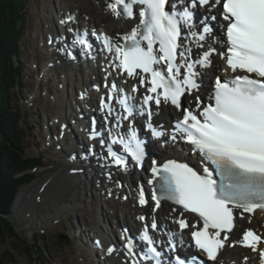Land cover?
<instances>
[{
	"label": "snow or ice",
	"instance_id": "snow-or-ice-1",
	"mask_svg": "<svg viewBox=\"0 0 264 264\" xmlns=\"http://www.w3.org/2000/svg\"><path fill=\"white\" fill-rule=\"evenodd\" d=\"M197 6L206 7L209 12L217 9L224 46L220 51L209 46L192 60L191 48L182 43V35L190 36L198 48H203L202 42L212 31L208 21L217 20V15L205 16L200 31H192L196 27L193 10ZM109 8L118 17H139V22L122 36V42L118 40L113 45L111 37H103L108 51L118 61L117 67L128 76L138 78L141 84H150L147 88L150 94L143 100L145 105L154 102L159 106L163 100L182 109L171 139L179 135L194 145L205 161L215 165L219 180L213 178V171L207 167L198 172L176 160L160 165L154 160L153 180L149 181L158 185L160 193L152 192L155 206H160L161 198L180 206L183 211L175 222L181 230H190L194 247L200 253L215 260L228 239L221 234L230 232L235 226L234 210L241 209V215L256 209L264 211V0H112ZM182 29L187 31L182 33ZM74 43L83 46L85 51L91 47L80 35ZM214 53L225 59V72L239 74L224 81L217 77L215 92L202 107L203 102L196 97L195 108H182L181 97L199 87L197 65H210ZM112 88L115 90L116 85ZM119 103L127 116L118 119L131 117L133 107L128 97H122ZM103 107L111 112L110 105L103 104ZM142 111L149 117L147 127L151 134L157 138L165 135L150 122L151 108ZM96 135L94 131L92 138ZM117 142L137 162L143 160L144 142L134 127H129L126 138L122 136L111 143ZM107 154L117 166H126L124 156L113 151L111 144ZM139 203H147L143 187ZM184 211L196 214L197 223L190 225ZM149 228H157L155 221L146 225L141 234L146 247L144 259L162 264V252L157 249ZM236 243L259 251L261 264H264V248L258 247L264 244V234L248 229ZM127 247L133 248L131 239ZM174 249V244L169 246V251ZM174 260L175 264H196V257L188 259L177 255Z\"/></svg>",
	"mask_w": 264,
	"mask_h": 264
},
{
	"label": "bare ground",
	"instance_id": "bare-ground-1",
	"mask_svg": "<svg viewBox=\"0 0 264 264\" xmlns=\"http://www.w3.org/2000/svg\"><path fill=\"white\" fill-rule=\"evenodd\" d=\"M62 2L59 6L60 10L57 9L56 14L58 13L60 15V19L63 20V24L68 29L73 28L76 24L81 25L86 17L85 15H90V23L101 28L116 39L126 32H129L136 21V18L130 20L123 17V15L119 17L114 15L109 8V4L112 3V0H64ZM69 17H72V19H69ZM65 20H67V22ZM52 34V37L47 41L50 45V51L48 53L50 61H48L45 72L56 74L58 82L63 88L65 82L68 83L73 80L75 72L82 75V81L79 82L80 84L78 87L85 95L87 94V97L84 102H81L78 98H76L75 101L78 105L80 103H88L92 109L93 105H95L93 99L95 93L88 94V83L93 80L91 76L96 78L99 77L100 70L98 69V65L92 61L88 63L79 62V54L74 58L80 64L75 62L72 57V59H69L66 53H70V47L66 45L71 33L62 29L57 30L56 28ZM213 59L214 63L207 67V71L210 70L223 74H228L230 72V70L225 72V59L222 60L220 56H215ZM104 67H106L110 78L114 77L122 85L128 83V80L122 77L124 75L115 73L114 60H112V57L108 54L106 55ZM202 84L205 85L203 78ZM207 85L205 88L199 87L198 94L201 95L206 93L207 90L210 89ZM141 92H143L142 89L139 90V94ZM65 97L67 98V95ZM193 97L189 98L190 103ZM59 103L61 108L64 109L66 106V99L62 96ZM191 104L195 106L196 102H192ZM81 112L82 110L76 112V114H80ZM168 114H170V108L167 105H163L162 115L167 117ZM86 120L85 125L89 122L87 118ZM59 121L61 125L64 124L67 127V121H65L63 116L59 117ZM82 129L84 130L83 126ZM68 136L71 137V141L68 143L70 149L65 151V157L63 160H60L55 172L50 174L44 182L42 180L38 184L35 190L36 192L34 191V200L37 204H43V202L49 203L50 201H45V197L43 198V196H47L48 194L50 200L56 206L59 204L58 200L62 196L67 195L70 198V202L60 206V209L55 210L57 213H65L78 206L84 207L90 212L93 220L92 222L95 226L94 231H92V236L94 233L93 237L99 235L103 237L104 246H102L101 254L100 247L97 246L92 237L91 240L90 237L81 240L90 245L95 263L129 264L131 262V259L126 258L121 248H119V240L114 234L117 229L113 226L114 223L116 226L118 225L119 228L123 229L125 225L126 227L128 226L127 223L130 218V220L132 219L133 223L138 226L141 220L139 217L146 214L148 216H163L165 219L167 218V225H169L170 228L174 226L176 229L179 228V225L175 222L178 219L179 212L173 207L164 205L163 209L159 212L152 211L151 207H139L137 198L134 196L133 188L138 181H140V170H136L132 175L125 172L119 173L111 168L113 166L112 164H108L104 161L105 154L102 153L103 145L101 143H96L94 141L82 143L80 138L77 140L76 133L73 134V132H69L68 130L58 137L62 141H66ZM73 157L75 158L73 159ZM108 172L112 173L111 177L107 176ZM146 173L149 174L148 169ZM146 173H144V175H146ZM49 185L50 189L47 191ZM126 195L128 196L127 199H125ZM23 198H25V193H20L17 203L19 204ZM104 213L109 215V217L106 216L107 218L105 219L103 217ZM120 214H122L121 217ZM246 227H258L264 230V214L255 212L254 214L245 215L244 218L239 219L238 225L233 231L231 238L238 242L241 232ZM110 244H113L112 251L108 250ZM223 259L227 264L260 263L259 251L243 248L239 243H236L234 249L227 246L223 253Z\"/></svg>",
	"mask_w": 264,
	"mask_h": 264
},
{
	"label": "rangeland",
	"instance_id": "rangeland-1",
	"mask_svg": "<svg viewBox=\"0 0 264 264\" xmlns=\"http://www.w3.org/2000/svg\"><path fill=\"white\" fill-rule=\"evenodd\" d=\"M62 1L64 0H28L27 13L23 15L25 24L20 44L21 56H17L24 70L20 80L23 91L19 90L20 93L13 95L12 100L20 103L22 121L27 131L25 144L28 151L43 158V164L29 169L35 174V179L27 182L28 184L16 193L11 215L9 214L16 227V233L13 236H0V264H102L95 263L90 245L81 240L88 237L91 240L92 231L95 229L90 212L86 208L78 206L65 213H57L55 210L70 202L67 195L62 196L56 206L48 194L43 198L50 201L49 203L37 204L34 200V191L38 184L55 172L60 160L65 157V151L70 149L65 141L58 138L63 132L59 117H67L70 125L71 116L77 107L74 98H77L80 83L76 75L72 81L65 82L63 88L56 74L45 72L50 61V45L47 41L51 33H54L53 22L56 24L60 18L56 11L60 10ZM85 16V19L90 18V15ZM62 96L66 99L64 109L59 103ZM76 112H79V109ZM49 189L50 185L47 191ZM20 193H25V198L18 204ZM106 216L109 217L104 213L105 219ZM128 222V226L132 228L129 219ZM63 233L67 242H62L57 237ZM3 238L6 240L4 243ZM25 241L33 244V256L30 255ZM85 247L90 249L89 254Z\"/></svg>",
	"mask_w": 264,
	"mask_h": 264
},
{
	"label": "trees",
	"instance_id": "trees-1",
	"mask_svg": "<svg viewBox=\"0 0 264 264\" xmlns=\"http://www.w3.org/2000/svg\"><path fill=\"white\" fill-rule=\"evenodd\" d=\"M27 4L28 0H0V236L2 237L15 235L16 227L9 214L11 215L16 193L35 179V174L29 169L43 164V158L28 151L25 144L27 131L22 121L20 103L12 100L13 95L17 96L20 93L19 90L23 91L20 80L21 72L24 70L17 56L19 54L21 56L20 44L25 24L23 15L27 13ZM17 237L20 238L18 235ZM19 240L23 241V239ZM2 241L4 243L6 240L3 238ZM25 242L30 255L33 256V244ZM9 252L12 254L11 251ZM1 256L2 254L0 259Z\"/></svg>",
	"mask_w": 264,
	"mask_h": 264
},
{
	"label": "water",
	"instance_id": "water-1",
	"mask_svg": "<svg viewBox=\"0 0 264 264\" xmlns=\"http://www.w3.org/2000/svg\"><path fill=\"white\" fill-rule=\"evenodd\" d=\"M58 239L60 240V241H62V242H67L68 240L66 239V237H65V234H61V235H59L58 236Z\"/></svg>",
	"mask_w": 264,
	"mask_h": 264
}]
</instances>
